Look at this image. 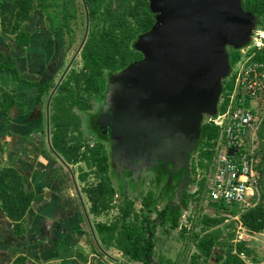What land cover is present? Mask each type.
Returning <instances> with one entry per match:
<instances>
[{
    "label": "trees",
    "instance_id": "16d2710c",
    "mask_svg": "<svg viewBox=\"0 0 264 264\" xmlns=\"http://www.w3.org/2000/svg\"><path fill=\"white\" fill-rule=\"evenodd\" d=\"M62 18L59 26L71 29L70 19L78 14L79 6L75 0H62ZM244 8L251 10L260 17L264 26V0H242ZM90 14V29L81 50L83 65L80 69L71 68L63 80L58 93L53 97L51 108L52 135L54 148L60 152L68 162L86 161L91 168L86 170L81 166L79 177L86 180L90 172H94L99 179L87 183L85 190L91 201L90 211L100 215L109 211L113 206L115 189L109 180V163L103 158L98 147L83 149L81 142H73V129L78 128L79 116L72 110L71 105L76 101L75 95L81 89L92 92H102L108 86L109 73L121 70L129 63L143 56L142 51L135 47V39L144 31L149 30L156 21L155 13L150 7L149 0H87ZM51 0H0V14L5 30L16 32L25 44L29 42V33L21 29L24 20L36 10H43L51 18ZM12 25V26H11ZM247 45V44H246ZM242 47L229 49L231 65L242 55ZM256 59L264 60V45L257 48ZM111 76V75H110ZM109 76V77H110ZM74 82L75 88L69 91L68 85ZM232 80L224 79L223 95L232 88ZM49 84H40L38 99L49 92ZM72 99V100H71ZM10 104V103H8ZM8 104L5 107H8ZM221 108V106H220ZM259 154L258 170L260 172L258 192L252 198L253 204L244 207L240 203H227L224 200L210 199V204L216 208H224L235 214L240 223L250 232L264 230V117L258 128ZM220 133V127L213 121L205 122L202 126V144L200 164L206 169L213 156V146ZM26 177L14 167H4L0 170V201L7 214L13 219L16 228L21 225L28 207L36 194L25 186ZM204 181L195 193L189 195L207 196L204 193ZM149 198V196H147ZM186 199V198H185ZM186 201V200H185ZM147 202H151L148 200ZM131 213L130 208L123 209V216ZM225 215L209 216L204 229L211 228L222 222ZM119 220V219H117ZM149 224V218H141L133 224L118 221H97L96 226L102 233L103 241L116 245L131 259L142 264H160L153 261L156 255V243L153 239L155 226ZM220 228L207 230L203 235L193 232V238L199 251L194 253L193 263L204 256H213L217 246L222 251L219 255L223 259L218 264H249L246 256H251L253 249L244 238L237 239L234 230L228 232V239L220 240ZM218 249V248H217ZM225 253V254H224ZM254 261L261 258L252 256ZM156 259V258H155ZM13 264H26L24 256L18 257Z\"/></svg>",
    "mask_w": 264,
    "mask_h": 264
},
{
    "label": "crops",
    "instance_id": "0c3cea01",
    "mask_svg": "<svg viewBox=\"0 0 264 264\" xmlns=\"http://www.w3.org/2000/svg\"><path fill=\"white\" fill-rule=\"evenodd\" d=\"M21 29L29 33L28 44L17 31L4 29L0 14V170L14 167L36 197L18 228L0 201V264L20 256L26 264H139L103 241L96 222L107 221L106 214L90 211L77 187L75 163L52 144L47 101L63 69L61 32L55 33L43 10ZM40 84H49L50 91L38 99Z\"/></svg>",
    "mask_w": 264,
    "mask_h": 264
},
{
    "label": "water",
    "instance_id": "95a60500",
    "mask_svg": "<svg viewBox=\"0 0 264 264\" xmlns=\"http://www.w3.org/2000/svg\"><path fill=\"white\" fill-rule=\"evenodd\" d=\"M149 2L156 21L137 37L136 47L143 56L114 74L121 84L109 89L114 100L111 115L120 129L125 127L118 132L120 138L129 140L133 129L137 142L146 140L145 146L154 152L173 139L182 164L198 142L202 123L218 111L224 79L232 68L226 42L245 46L261 20L244 8L242 0ZM87 16L78 51L87 39L88 11ZM55 90L49 96L48 118ZM158 132L164 136H156ZM182 189L181 184L180 193Z\"/></svg>",
    "mask_w": 264,
    "mask_h": 264
},
{
    "label": "rangeland",
    "instance_id": "374dc122",
    "mask_svg": "<svg viewBox=\"0 0 264 264\" xmlns=\"http://www.w3.org/2000/svg\"><path fill=\"white\" fill-rule=\"evenodd\" d=\"M77 5L79 6L78 14L76 18L72 19L71 21L72 23L71 27L72 30L74 31L73 33L74 44L69 50L66 59H69V57L72 54H74V52L78 48L79 44L81 43L85 35V29H86L85 6L83 5L82 0H78ZM136 42H137V38L134 41L135 47H136ZM232 46L233 45L230 42H226L225 44V47L227 49L231 48ZM82 64L83 61H82L81 53H79L76 59L74 60V63L72 64L71 68L80 69ZM115 73L111 74L113 78ZM116 84H121V82L115 79L114 86ZM111 95L112 93L106 95L105 99L102 102L103 107L100 113H98V116L100 117L101 124H105L110 127L109 130L105 127V133H107L109 135V138L111 139V145H112L111 151H112L113 159L118 164L119 168L120 167L122 169L124 168L126 172L129 169L133 168L136 170L138 174L140 173V169L145 168L149 164L156 165L163 163L171 173L172 172L177 173V171L180 170L183 174H185L184 163L180 164V157L177 155L175 151V141L173 139L172 141L170 139L168 141V144L167 143L162 144L160 146V149L154 152L150 148H148V146H145L144 141L146 140L141 139L139 142H137V139H135V134L133 129L132 132L130 133L129 140L125 139V137H123V139L120 138L118 132L121 129L125 130V127H121L120 129L119 124L114 122V117L111 115L112 109H110V107H112L114 104V100H112ZM219 106H220V102H219ZM219 108L220 107H218L217 113L219 112ZM118 111L119 114H121V108ZM124 111L126 112L127 109H125ZM217 113L215 115H217ZM114 114L116 115L117 118L116 111H114ZM131 126H133V122ZM156 136L161 137L164 136V134H162V132H158ZM202 140L203 139L201 132L197 144L189 150L187 155V162L189 163L191 169V175L189 177L190 180L188 179H187L188 181L183 180L182 182L183 189L181 193L179 192L181 195L184 194L183 205L185 206V209L181 214V219L178 222H176L175 225L169 227L166 234L160 233V235L158 234L156 236V255H155L156 259L154 258V260L155 261L158 260L160 264H192L194 259V253L199 251V249L195 244L192 233L199 232L201 235H203L207 230L220 228L221 229L220 240H223L225 238L227 240L228 232L230 230H234L237 233L236 235L237 237L240 232H243L245 234L244 235L245 238L244 237L243 238L247 240L248 245L251 246L253 249L251 256L248 257L245 255L248 263L264 264V230L259 232H250V231L245 232L246 230H244L240 226L241 223L237 219V216H234L235 214L228 212V210L224 208H216L215 206L211 205L209 203L210 199L208 198V195L207 196L189 195V193L191 194L195 193L196 190L199 188L201 182L204 181L205 183L206 180L205 173L207 169L204 166H201L200 164V159L202 157L199 153L201 151ZM81 166L84 168L87 167L84 161L77 162L74 164V171L76 172L75 175H77L80 187L84 190L87 183L89 182L91 183L92 181H95L97 177H95L94 174H90L88 176V181L82 180L80 177H78L81 172L80 169ZM189 182L191 183L189 184ZM122 197L123 196H120V199L115 201V203L118 205L119 204L123 205L124 204L123 200L125 199L124 198L122 199ZM85 199H87V197H85ZM136 208H139V204L136 205ZM119 214L120 212H118V208L114 207L109 210V213L103 215L102 218H105V220L109 221L111 219H114V217ZM207 215L215 216V217L219 215H225L227 218L224 219L219 224L215 225L214 227L211 228L207 227V229H204L205 222L207 220ZM130 219L132 221L131 217L128 218V220ZM217 248L213 253V256L209 257L208 259L204 258V256L198 257L196 263L193 264H218L223 259V256L221 257L219 255V251L220 250L222 251L220 245L217 246ZM252 256L261 258V260L254 261Z\"/></svg>",
    "mask_w": 264,
    "mask_h": 264
},
{
    "label": "flooded vegetation",
    "instance_id": "af4514ba",
    "mask_svg": "<svg viewBox=\"0 0 264 264\" xmlns=\"http://www.w3.org/2000/svg\"><path fill=\"white\" fill-rule=\"evenodd\" d=\"M76 4L78 0H75ZM62 0H54L52 6V24L55 29V33L58 35L61 32L62 42L61 46L64 51L63 62H61V67L63 66L62 71L59 73L56 81L51 85V91L56 87L54 94L50 100V110L52 108L53 97L58 93L60 89H63L61 86L63 80L66 78L67 74L71 70V66L74 63V60L81 53L82 48L78 51L81 43L78 48L72 54L69 59H66L68 56V52L73 46V33L72 30V19L69 26L71 29L63 28L59 26V21L61 20L62 14ZM83 5L85 6L86 13V29L87 30V11L89 15V25H88V33L90 29V14L87 5V0H82ZM76 18V17H75ZM88 36V35H87ZM82 42V41H81ZM245 47V46H244ZM242 47L241 50L244 48ZM232 48V47H231ZM230 49V48H229ZM82 57V56H81ZM83 65V64H82ZM69 67V68H68ZM68 70L66 71V69ZM119 71V70H117ZM113 71L111 74L117 72ZM109 73V76L111 75ZM107 78L108 86L102 92H92L87 89H81V92L75 95V102L71 105L72 110L75 112L77 116L80 118V122L78 124L77 129H73L72 133H74L73 142L80 141L81 147L83 149L89 150V147H98L100 151H102L103 158L107 159L109 163V180L115 189L113 203L114 206L112 208H118L119 215L115 216L114 219L107 220L111 222L113 220L121 222H126L133 224L134 222H140L141 218H149V224L153 227L154 224L155 233L153 235V239L156 243V236L160 233L166 234L169 227H172L181 219V214L183 213L185 206L183 205L184 194L179 193V185H181V180H190L191 169L189 163H184V173L180 170L177 173L170 172L169 169L165 167V164H149L143 169H140V173L137 174L136 170L131 168L127 172L123 168H119L118 164L114 161L112 151H111V139L109 135L105 133V127L109 130V126L105 124H101L100 117L98 113H100L102 109V102L105 99L106 95H109L110 87L114 86L115 79L110 76ZM75 88L74 82L68 85V90L71 91ZM49 93V96H50ZM72 100V99H71ZM49 102V98L48 101ZM48 104V103H47ZM52 111V110H51ZM105 111V109H104ZM86 163V161H84ZM87 165V163H86ZM87 168V169H86ZM85 169L90 170L91 168L87 165ZM120 170V172H119ZM118 171V172H117ZM74 172V171H73ZM90 174H94V172H90ZM184 175V176H183ZM87 179L84 181H88ZM99 179V177H97ZM96 179V180H97ZM187 180V181H188ZM191 182H189L190 184ZM78 184V183H77ZM87 186V185H86ZM78 187V186H77ZM78 190L83 194L84 198L87 197V201L89 206L91 205V201L89 199L87 191L79 187ZM120 196H123V205L116 204L115 201L120 199ZM149 196V198H147ZM151 200V202H147ZM139 204V208H136V205ZM86 205V204H85ZM121 205V206H120ZM130 208L131 213L127 216H123V209ZM109 213V211L105 212V214ZM131 219L128 220V218ZM119 219V220H117ZM92 222V220L90 219ZM129 221V222H127Z\"/></svg>",
    "mask_w": 264,
    "mask_h": 264
},
{
    "label": "built area",
    "instance_id": "2783aa9c",
    "mask_svg": "<svg viewBox=\"0 0 264 264\" xmlns=\"http://www.w3.org/2000/svg\"><path fill=\"white\" fill-rule=\"evenodd\" d=\"M263 45L264 26L260 24L227 77L233 81L231 90L221 97L217 115L210 117L220 133L205 173L204 193L213 200L244 207L253 204L260 178L257 131L264 117V60L254 55ZM244 235L240 232L237 239Z\"/></svg>",
    "mask_w": 264,
    "mask_h": 264
}]
</instances>
